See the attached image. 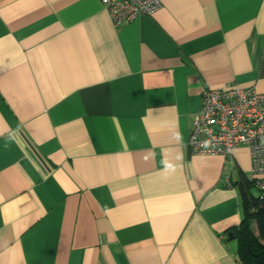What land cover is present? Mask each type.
I'll use <instances>...</instances> for the list:
<instances>
[{
    "label": "crops",
    "instance_id": "1",
    "mask_svg": "<svg viewBox=\"0 0 264 264\" xmlns=\"http://www.w3.org/2000/svg\"><path fill=\"white\" fill-rule=\"evenodd\" d=\"M161 2L0 0V264H242L250 149L189 140L205 91L264 92V0Z\"/></svg>",
    "mask_w": 264,
    "mask_h": 264
},
{
    "label": "built area",
    "instance_id": "2",
    "mask_svg": "<svg viewBox=\"0 0 264 264\" xmlns=\"http://www.w3.org/2000/svg\"><path fill=\"white\" fill-rule=\"evenodd\" d=\"M100 2L115 26L153 16L163 8L161 0ZM189 144L196 155L225 158H230L237 147L247 146L256 186L264 193V92L240 87L205 91ZM225 178L230 185V176Z\"/></svg>",
    "mask_w": 264,
    "mask_h": 264
},
{
    "label": "trees",
    "instance_id": "3",
    "mask_svg": "<svg viewBox=\"0 0 264 264\" xmlns=\"http://www.w3.org/2000/svg\"><path fill=\"white\" fill-rule=\"evenodd\" d=\"M253 189H256L257 195L250 191L244 198V220L239 229H237L232 238L239 243V259L242 264H264V193L252 183ZM252 211V218L257 221L258 235L250 228L248 212Z\"/></svg>",
    "mask_w": 264,
    "mask_h": 264
},
{
    "label": "rangeland",
    "instance_id": "4",
    "mask_svg": "<svg viewBox=\"0 0 264 264\" xmlns=\"http://www.w3.org/2000/svg\"><path fill=\"white\" fill-rule=\"evenodd\" d=\"M248 216H249V225H250L251 230L256 235H258L257 221H256V219H254V217L252 218V216H254L252 211L248 212Z\"/></svg>",
    "mask_w": 264,
    "mask_h": 264
}]
</instances>
